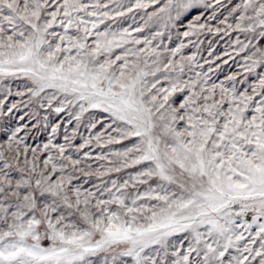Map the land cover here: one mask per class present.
<instances>
[{"label":"snow or ice","instance_id":"1","mask_svg":"<svg viewBox=\"0 0 264 264\" xmlns=\"http://www.w3.org/2000/svg\"><path fill=\"white\" fill-rule=\"evenodd\" d=\"M0 264H264V0H0Z\"/></svg>","mask_w":264,"mask_h":264}]
</instances>
